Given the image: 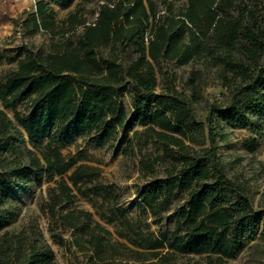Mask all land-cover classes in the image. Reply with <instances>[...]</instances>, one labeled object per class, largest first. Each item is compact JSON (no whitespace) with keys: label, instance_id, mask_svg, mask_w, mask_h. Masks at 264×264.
I'll use <instances>...</instances> for the list:
<instances>
[{"label":"trees","instance_id":"trees-1","mask_svg":"<svg viewBox=\"0 0 264 264\" xmlns=\"http://www.w3.org/2000/svg\"><path fill=\"white\" fill-rule=\"evenodd\" d=\"M56 1H37L24 26L50 33L58 43L47 52L30 50L0 81V101L10 108L8 102L20 98L30 114L26 119L14 113L13 126L0 112V232L15 214L8 208L9 189L40 187L59 178V191H48L50 219L85 234L74 244L80 252L93 254L92 264L118 259L123 246L111 243L90 212L63 209L74 198L63 180L81 195L114 201L115 207L117 195L112 187L101 185L84 193L80 185L96 179L93 169L78 165L62 150L73 144V132L96 148L126 142L129 149L128 124L142 127L133 135L145 134V141L152 140L169 162L163 177L139 192L141 204L157 224L172 203L179 205L172 238L134 233L132 244L149 252L167 249L206 256L209 264L234 259L256 236L264 244V213L253 210L245 182L226 176L217 154V139L224 141L225 135L212 121L220 117L249 126L257 118L255 135L264 140V0H107L93 23L71 13L61 26L48 9ZM174 1L182 5L174 8ZM130 53L134 57H127L124 67L122 57ZM162 61L201 66L188 75L190 97L171 87L167 94L155 95L154 64ZM204 71L213 72L225 104L211 105L205 122L198 124L191 104L201 100ZM124 94L131 99V117L121 101ZM255 145L254 140L250 151ZM161 159L140 161L142 171L155 178ZM117 212L122 224L131 228L125 211ZM0 264L57 263L38 227L29 226L1 233Z\"/></svg>","mask_w":264,"mask_h":264},{"label":"rangeland","instance_id":"rangeland-1","mask_svg":"<svg viewBox=\"0 0 264 264\" xmlns=\"http://www.w3.org/2000/svg\"><path fill=\"white\" fill-rule=\"evenodd\" d=\"M39 0H0V81L7 73L17 67V62L33 49L49 50L52 43H58V38H52L50 33L43 31L33 32L32 28H25L24 23L29 15L35 11V3ZM46 1V0H45ZM107 0H59L48 4L57 25L62 24L69 14L78 13L87 24L93 23L97 17L98 9ZM174 8L182 5L179 1L173 2ZM159 13L161 8H158ZM17 20V22H14ZM30 23V22H29ZM81 32L78 28L76 34ZM133 54L122 57L125 67L128 58ZM157 86L155 95L167 94L171 87L174 91L184 93L190 97L187 79L191 71L200 70L199 64L177 67L173 63L159 62L154 64ZM128 117H131L133 108L131 99L127 94L121 96ZM225 104V95L214 78L212 71H204L203 90L201 100L197 104H191L195 121L204 123L211 105ZM7 107L0 101V112L16 126L14 113L18 112L24 118H29L26 112V103L18 98L14 102H8ZM216 123L218 133L225 135L224 141L217 139L218 157L229 179H238L247 184L249 200L254 211L264 213V140L257 139L255 129L257 118L251 120L249 126L238 123L226 122L224 118L216 117L212 120ZM126 132L131 139V147L128 149L126 142L121 146L109 144L105 148H96L88 143V140L80 137L76 132L72 133L73 144L62 150L66 157L74 158L78 165H87L93 169L96 179L91 184L80 185L84 193L93 185L112 187L118 197L115 207L114 201H103L102 198L83 196L72 187L65 178L63 181L72 189L73 200L62 207L67 210H83L92 214L93 220L101 225L108 233V238L113 244L122 245V255L112 264H209L206 256L193 254H177L168 252L167 249L157 252H149L137 248L133 243L134 233H140L145 238L159 239L161 233L168 238L173 237L174 213L179 206L172 203L170 210L162 215L160 224L155 221L150 212L145 209L139 199V192L148 188L151 182L163 177V169L169 163L163 152L152 140L145 141V134L134 136L133 131H143L137 125L131 127L127 124ZM26 138V136H24ZM256 141L254 151H250L251 142ZM186 145H189L186 143ZM190 146V145H189ZM128 149V150H127ZM170 148L171 153H175ZM162 158L156 167V177H149L142 171L141 162ZM12 159V156L8 157ZM62 179L56 178L55 182L43 183L40 187L29 185L15 186L8 190L11 195L8 208L15 212L13 220L4 228V231L14 233L29 226H36L41 231L46 242L52 249L57 264H92L93 254L82 253L75 247V239L85 236L82 232H72L61 226H56L46 212L48 204V191H59V183ZM117 209L125 211V219L131 228L122 224ZM113 221V222H109ZM0 232V235L1 233ZM124 235V236H121ZM124 237V238H122ZM61 241V245L58 244ZM82 241V240H80ZM132 242V243H131ZM217 263V261H214ZM224 264H264V244L256 236L245 244L244 249L234 259Z\"/></svg>","mask_w":264,"mask_h":264}]
</instances>
